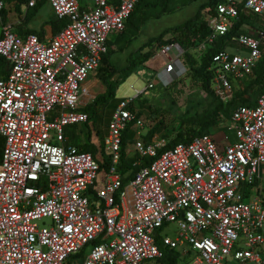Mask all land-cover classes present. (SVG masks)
Returning <instances> with one entry per match:
<instances>
[{"label": "built area", "instance_id": "1", "mask_svg": "<svg viewBox=\"0 0 264 264\" xmlns=\"http://www.w3.org/2000/svg\"><path fill=\"white\" fill-rule=\"evenodd\" d=\"M138 1L47 0L56 18L67 20L47 42L2 24L0 56L10 72L0 77V264H171L168 253L177 264H264V94L232 110V142L211 133L171 148L159 135L146 142L144 122L129 106L187 70L178 43L155 42L150 60L162 68L113 112L102 139L103 177L91 153L68 143L66 128L90 120L84 83ZM5 8L0 0V15ZM241 14L257 17L261 29L234 35L213 56L212 88L224 102L263 56L264 0H221L205 17L209 33L194 39L206 53ZM130 124L135 139L126 152L132 147L139 156L136 166L151 161L125 182L119 168ZM170 225L174 239L164 232Z\"/></svg>", "mask_w": 264, "mask_h": 264}, {"label": "rangeland", "instance_id": "2", "mask_svg": "<svg viewBox=\"0 0 264 264\" xmlns=\"http://www.w3.org/2000/svg\"><path fill=\"white\" fill-rule=\"evenodd\" d=\"M15 2L17 0H14ZM31 0L20 2V5L25 10V6ZM174 0L171 6L175 11L163 15L161 18L156 19L155 14L159 10L158 0H151L148 5H144L138 15L134 18V29L125 30L127 38L120 39L119 37L112 36L113 42L110 46L108 60L105 61V68L100 70L95 75V84L92 82L87 83V92L83 96V103L85 107L91 103L93 99L100 93L105 91L104 85L99 81L100 75L109 74L112 67L118 68L127 65V58L131 52L139 47H142L150 38L160 35L165 29L176 27L189 18L195 15L198 7L207 0ZM83 4H94L93 0H81ZM190 2H193L189 4ZM189 5H186V4ZM17 10V9H16ZM14 18L22 20L24 11L17 10L11 11ZM19 24V23H18ZM20 26V25H19ZM18 26V29H19ZM257 34V28H246ZM253 29V30H252ZM259 30V29H258ZM171 36L167 35L165 39ZM128 40H131L128 42ZM198 52V51H197ZM262 52L264 55V39L262 42ZM205 52L200 51L195 54L199 60L204 56ZM184 63L187 66L185 74L173 84L165 87L160 82L154 85L153 88L147 89L141 97L134 103V108L140 111V118L144 122L142 129L143 137H145L151 130L166 140L175 139L179 133H186L189 129L199 130L200 122L205 119L216 104V100L208 95L202 88V83L198 80L191 67V61L187 65L184 58ZM146 65V66H145ZM145 65L137 69V71L129 77L118 89L117 97H134L136 95L134 89L145 90L146 86L153 82V70L162 68V62L158 60H150ZM107 67V68H106ZM109 69V70H108ZM115 79L119 75L114 76ZM253 78V74L247 75L238 82L237 90L241 91L248 82ZM92 79V76H91ZM117 104V103H115ZM111 107L98 108L94 113H91V118L87 124L69 126L66 128V136L68 141L78 147L84 144L93 142L98 147L101 145L102 138L108 132L109 120L111 118ZM228 120L219 123L216 127L209 130L219 142L228 143L234 140L231 130H229ZM90 131L93 133L92 138L89 140L88 135ZM129 155L133 157L132 147H129ZM100 177H103V172ZM100 188V182L97 183L95 189ZM48 224V220H44ZM42 225V221L38 223ZM166 235L171 238L177 237V229L175 225H170L164 229ZM235 264V263H233Z\"/></svg>", "mask_w": 264, "mask_h": 264}, {"label": "trees", "instance_id": "3", "mask_svg": "<svg viewBox=\"0 0 264 264\" xmlns=\"http://www.w3.org/2000/svg\"><path fill=\"white\" fill-rule=\"evenodd\" d=\"M6 4V8L3 10L2 15L5 17L7 14V6L11 4L14 0H1ZM26 0H17V4L20 2H24ZM151 0H139L136 4L135 10L128 19L126 23L125 30L134 29L136 26L134 24V18L138 15L140 10L144 5H148ZM174 0H158L159 10L155 14V18L159 19L163 15L175 11L171 6V3ZM196 1V0H195ZM193 1V2H195ZM221 0H207L202 3L195 15L189 18L184 23L176 26L165 29L160 35L156 37H152L146 42L142 47H139L135 51L131 52L127 58V65L124 67L118 68L113 66L112 71L104 75L103 73L100 75L99 80L105 87V91L103 93L98 94L91 103L87 104L84 110L89 114L91 118V113H94L98 108L107 106L111 107L112 114L118 105L122 102V99L117 98V89L129 78L131 77L138 68L145 65L154 55L152 50L153 44L155 42L159 43H178L185 51V60L187 65L191 61V67H193L192 71L195 77L201 81L202 88L204 91L212 96L216 100V104L214 108L211 110L209 115L203 119L199 124V130L189 129L186 133H179L178 136L169 140L168 147L171 148L178 143H186L189 142L193 137L200 136L203 134L209 133V130L213 127H216L219 123L228 120L231 116L232 110L236 107L244 105V106H254L257 99L264 94V55L261 60L258 62L256 67L253 69V78L248 82L241 91H238L236 88V84L234 85V93L232 98L228 102L222 101L214 92L213 79H214V69L212 67V58L214 55L219 53L220 51L227 48L229 41L234 35L239 33H245L252 36L257 34H250L248 29L246 28H257V31L261 29V25L259 19L254 16L241 14L234 28L225 36L218 40L217 45L207 50L204 56L199 60L195 54H197L196 43H194V39H198L199 42L205 38V36L209 33V29L206 24L205 17L207 14L213 12L215 5ZM47 0H39L37 5L34 8H31L27 13V18H31L43 4H45ZM190 2L189 4L193 3ZM29 4V3H28ZM188 3L186 5H189ZM54 24L57 27V31L63 29L67 20H58L56 18ZM259 29V30H258ZM125 30L115 37H119L120 39H126L127 35ZM27 33H35L34 31H26ZM167 35L171 37L169 39H165ZM131 40H128L130 42ZM113 39L109 41V52L110 46L112 45ZM263 42V41H262ZM108 52V54H109ZM106 54L103 58L102 66L99 68L103 70L105 68V61L108 60L109 55ZM146 66V65H145ZM107 68V67H106ZM109 70V69H108ZM10 72V65L5 60V58L0 56V77L7 76ZM115 75H119L118 79H115ZM141 97V96H140ZM139 97V98H140ZM138 98V99H139ZM137 99V100H138ZM117 103V104H115ZM133 112H136L138 118H140V111L135 110L134 105L131 104L129 106ZM111 114V115H112ZM111 119V118H110ZM110 122V120H109ZM87 124V123H86ZM132 124L129 125L127 130L123 133V145H122V156L119 171L124 178V181L127 182L131 179L136 172L140 169L141 166H144L150 163L151 160L144 159V163L141 166H136L135 163L139 161V156L133 154V157L126 152L128 144L134 142L135 139V130L132 128ZM92 132L88 135V139L92 138ZM157 135L154 130H151L145 137L144 140L146 142L150 141L153 136ZM103 139V138H102ZM4 146V140L0 137V161L1 154ZM78 147V146H77ZM82 152L91 153L96 160L100 163L101 173L106 170L107 161L103 159V146L102 141L100 147L93 142H89L84 144L82 147H78ZM92 194L95 193V187L91 189ZM172 254H167V258H171V264H177L178 260L175 257H170Z\"/></svg>", "mask_w": 264, "mask_h": 264}, {"label": "crops", "instance_id": "4", "mask_svg": "<svg viewBox=\"0 0 264 264\" xmlns=\"http://www.w3.org/2000/svg\"><path fill=\"white\" fill-rule=\"evenodd\" d=\"M38 1L39 0H36V5H37V2ZM35 6L30 7L29 5H27V6H25V10H24L22 8V6L20 4L18 5L17 2H15V1H13L11 4H8L6 16L4 17L2 14L0 15V36L2 34V31H1L2 24L6 23V22H10V23H13L14 24L16 32L18 34H20V35L29 34L26 31L30 30V31H34L35 33H37L36 35L40 39H42V41H44V42H47V41L51 40V38L58 32L57 31V27L54 24V22L56 20V16L54 15V13H53V11H52L51 6L49 5V3L46 2L45 4H43L41 6V8L33 16H31V18H27L28 11L31 8H34ZM16 9L18 11H20V12L24 11V14L25 15L22 18V20L15 19L13 17L14 14L11 15L10 12L11 11L17 12ZM18 26H19V29H18ZM248 32L250 34H253L252 31H248ZM95 75L96 74L91 75L92 76V79H91V76H90L85 81V83H84V88L87 90V92H89V90H88V88H87L86 85H87L88 82H92V84H95V82H96L94 80L95 79ZM234 82H238V81H234ZM236 86H237V84H236ZM116 97H117V95H116ZM117 98L122 99V97H117ZM68 143H70V142L68 141ZM70 144H72V143H70Z\"/></svg>", "mask_w": 264, "mask_h": 264}, {"label": "bare ground", "instance_id": "5", "mask_svg": "<svg viewBox=\"0 0 264 264\" xmlns=\"http://www.w3.org/2000/svg\"><path fill=\"white\" fill-rule=\"evenodd\" d=\"M42 40V39H41ZM47 41V40H46Z\"/></svg>", "mask_w": 264, "mask_h": 264}]
</instances>
